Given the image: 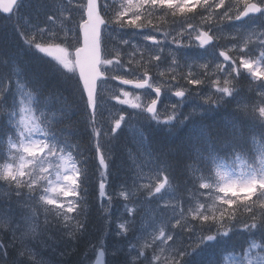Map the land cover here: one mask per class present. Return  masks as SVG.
<instances>
[{"label": "snow or ice", "instance_id": "1", "mask_svg": "<svg viewBox=\"0 0 264 264\" xmlns=\"http://www.w3.org/2000/svg\"><path fill=\"white\" fill-rule=\"evenodd\" d=\"M69 6L78 19L66 29ZM28 8L44 16L30 30L18 22ZM0 11L15 30L0 24V264H82L73 256L94 182L103 232L91 264H220L242 235L231 264H264V0H0ZM114 30L127 51H107ZM53 78L73 99L51 91ZM228 105L229 120L214 125ZM74 114L86 116L93 155L72 136ZM188 126L196 160L174 140ZM122 129H135L138 155L128 150L130 175L112 187ZM53 233L72 243L59 250ZM110 234L133 239L108 250Z\"/></svg>", "mask_w": 264, "mask_h": 264}, {"label": "trees", "instance_id": "2", "mask_svg": "<svg viewBox=\"0 0 264 264\" xmlns=\"http://www.w3.org/2000/svg\"><path fill=\"white\" fill-rule=\"evenodd\" d=\"M107 3L115 7V5L119 3V0H107ZM3 31L6 33H10L8 30H5V29H3ZM3 70H6V69H3ZM49 88L53 92H57V93L62 92L64 96L68 97L70 100L73 99V97H71L70 95V90L67 89L65 85L59 79H56V78L51 79L49 82ZM219 112L221 111L214 113V115L210 117V121L214 125H222L226 123L232 114V109L224 113H219ZM85 122H86V116H82L80 114H74L72 117V128L70 129V131L72 133V136L75 139H79L82 144L88 146L86 150L87 154L93 155L94 153L91 150V145L88 144L90 129L85 128ZM191 131H192L191 126H189L188 129L180 130L178 135L174 137V140L176 143L182 144L183 152L185 155H190L192 157V160H196L199 158V153L202 152L203 150L201 146L197 143L195 138H192L191 140H189V135ZM156 135H160L162 138H166L163 136L162 133H154L153 136L155 137ZM4 150H5V145L0 147V151H4ZM90 164L93 167H95V165L97 164V161L91 160ZM175 176H176L177 181L181 185L180 190L183 191L184 190V180L186 179L187 173H182L180 170H178L175 173ZM2 196H3V191H1L0 193V199H6L5 197H2ZM97 197H98L97 184L94 182L90 186L89 196H88V200L90 204L89 222L87 226L88 231L84 236L80 238L79 243L76 245L77 251L73 256V259H79L81 260V262L82 260L85 259V256L87 255L88 251L91 249V246L97 244L102 238L103 217L99 209V202H98ZM244 215L246 216L247 214H244ZM53 236L56 239H61V243L58 244L59 246L56 245V247L59 250H63L66 245H70L72 243L70 237H67V236L61 237L59 233H53ZM234 238L228 241L224 245V248L232 250L231 246L233 244ZM48 242L52 243V241H48ZM217 259H219L218 256H217ZM85 264H89V261L86 262Z\"/></svg>", "mask_w": 264, "mask_h": 264}, {"label": "rangeland", "instance_id": "3", "mask_svg": "<svg viewBox=\"0 0 264 264\" xmlns=\"http://www.w3.org/2000/svg\"><path fill=\"white\" fill-rule=\"evenodd\" d=\"M68 11H71L72 20H70V21L69 20H64V25H65L66 29L71 27L74 24V22L76 21V19H78L77 11L74 8L69 6L68 9H66L65 15H67ZM37 15H38V13L36 12V10L34 8L22 9L18 22L25 29L30 30V25L38 24V23L39 24H43L44 23L43 13L42 12L39 13V19H37ZM199 21L200 20L197 18V19H194L192 21V23L199 25ZM6 22L8 24V31L10 32V34L14 33V31H15L14 28H13L14 20L13 19H7ZM200 23H201V21H200ZM176 26H178V25H173V27H176ZM57 31H59V29H57ZM119 31L124 33L125 34V38H127V34L131 33L134 30H132V29H124V30H119ZM119 39H120V37L117 35V31L114 30L113 34L107 38L109 52L113 51L114 49H116V50L123 49L124 51H127V48L130 47V45L129 46H123V45L119 44L118 43ZM131 40H132L133 44L144 43L140 39L139 35L132 36ZM222 43H228V41H222ZM115 91L116 90H115L114 87H105L103 89L102 95L110 96V95H113L115 93ZM142 99H143V97H142ZM198 102L199 101H197V100H193L190 104H187V105L184 106L183 111H185V112L189 111L191 106H192V104H195V103H198ZM110 103H111V105H113L114 107H117V108L124 107L125 112L131 111V109H128L126 106L118 105L115 100L110 101ZM132 123L135 124L136 122L133 121ZM107 129H108V122H107V120H105V122H104V130L107 131ZM122 130H125L126 132L129 133V135H130L129 138H130V141L132 143H134V148L131 149V145H127L126 141H124V140L121 141V147L124 148L126 151L131 150L133 153H136L138 155V153H137V143H136L137 133H136L135 129H131V130L122 129ZM101 140H102V143H105V144L108 143V141L104 140L103 137L101 138ZM115 150H117L116 151L117 160H116V163H115L116 171L113 173V175H112L113 180L110 182L112 187H117L119 182H120V180H121V178L123 176L130 175V173L126 172V169L131 163L128 160V157H127L125 151L123 149H120V147L118 146V142L115 145ZM4 151H6V144H5V150ZM116 172H121V173L117 174ZM1 191H3V190L0 189V193H1ZM121 204H122V201L119 200V199H115L113 201L112 213H111L112 216H113V219H115V217L117 216V214L119 212H122ZM112 229H113V231H115V225L114 224L112 226ZM132 239H133L132 235H130L127 238H121V237H117L115 235H111L110 234L104 240V243L106 244L108 250H112L113 248H116V247H121V246L126 247L127 244H128V241L132 240ZM57 246H59V245H57ZM90 254H91V252H90ZM88 258H89V255H88V257H85L84 260H82V264H85L87 262ZM95 258H96V253L94 255V260H95ZM107 258H108V260L114 259L111 256H107L106 259ZM231 260H232V256H227L225 261H224V264H231Z\"/></svg>", "mask_w": 264, "mask_h": 264}, {"label": "water", "instance_id": "4", "mask_svg": "<svg viewBox=\"0 0 264 264\" xmlns=\"http://www.w3.org/2000/svg\"><path fill=\"white\" fill-rule=\"evenodd\" d=\"M2 12V11H1ZM3 13V12H2ZM4 14H7V13H4Z\"/></svg>", "mask_w": 264, "mask_h": 264}]
</instances>
